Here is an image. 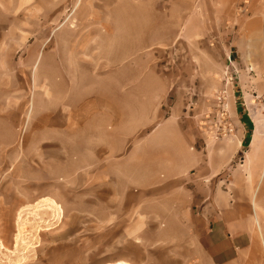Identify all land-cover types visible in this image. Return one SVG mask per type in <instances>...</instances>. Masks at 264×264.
Here are the masks:
<instances>
[{
  "label": "rangeland",
  "instance_id": "374dc122",
  "mask_svg": "<svg viewBox=\"0 0 264 264\" xmlns=\"http://www.w3.org/2000/svg\"><path fill=\"white\" fill-rule=\"evenodd\" d=\"M0 1L6 12L3 21L18 18L19 30L32 34L34 42L48 38L42 42L44 67L36 65L40 45L29 57L25 46L17 55L0 56V264L142 260L136 245L106 247L110 235L89 215L94 193L74 177L73 164L64 165L59 151L57 127L63 120L58 104L70 96L87 106L96 82L105 76L114 84L126 83L122 123L130 146L172 111L185 113L193 120L188 128L200 129L209 146L217 142L225 146L226 164L235 153L223 174L226 186L236 185L234 199L242 205L254 199L264 208V42L240 62L231 29L225 27H231L229 12L207 9V22L186 30L184 8H155L154 1ZM186 31L205 33L207 39H180ZM112 96L114 104L117 99L120 103L119 89L114 87ZM244 114L251 127L242 121ZM250 115L260 118L263 136L252 177L245 167L244 146L246 137L253 135ZM83 119L87 124L88 118ZM117 123L120 119H114L113 127ZM245 130L243 146L236 152L232 141ZM68 139L73 150V137ZM89 140L84 132L75 151ZM233 169L238 174L233 176ZM64 177L76 180V185L65 183ZM51 200L61 212L48 207Z\"/></svg>",
  "mask_w": 264,
  "mask_h": 264
},
{
  "label": "crops",
  "instance_id": "0c3cea01",
  "mask_svg": "<svg viewBox=\"0 0 264 264\" xmlns=\"http://www.w3.org/2000/svg\"><path fill=\"white\" fill-rule=\"evenodd\" d=\"M152 1L155 8H184L186 30L194 23L204 25L207 9L229 12L231 27H225L231 29L240 62L264 42V0H145V4ZM4 13L0 1V56L17 55L25 46L29 57L40 45L36 65L44 67L42 42L48 38L41 36L34 42L32 34L19 30L18 18L3 21ZM180 39L207 37L186 31ZM107 78L96 82L87 106L65 96L57 107L63 120L57 127L63 163H72L74 177L94 193L89 215L110 235L106 247L136 245L142 253L136 264H264V208L254 199L240 204L232 195L236 185L226 186L223 178L235 153L226 164L225 146L219 142L209 146L200 129L188 128L193 120L175 111L130 146L122 123L123 105L128 103L122 97L126 83L114 84ZM114 87L120 90V103L113 102ZM83 117L88 118L87 124L82 123ZM114 119H120L115 127ZM84 132L89 134V144L75 151ZM245 133L233 144L234 151L243 146ZM66 136L73 137V150ZM233 171V176L238 174ZM63 181L77 183L69 177Z\"/></svg>",
  "mask_w": 264,
  "mask_h": 264
},
{
  "label": "bare ground",
  "instance_id": "6f19581e",
  "mask_svg": "<svg viewBox=\"0 0 264 264\" xmlns=\"http://www.w3.org/2000/svg\"><path fill=\"white\" fill-rule=\"evenodd\" d=\"M251 120L254 123V129H253V136H252V140L248 145V151H247V155H246V170L248 171V173L250 174V176L252 177V167L254 165V163L258 160L263 146H262V122L260 120V118L256 115H250ZM236 142H238V140H233L232 144H237ZM48 207L53 210L54 212H61V207L55 203L53 200L50 201V204H48ZM116 264H127L124 262H118Z\"/></svg>",
  "mask_w": 264,
  "mask_h": 264
},
{
  "label": "trees",
  "instance_id": "16d2710c",
  "mask_svg": "<svg viewBox=\"0 0 264 264\" xmlns=\"http://www.w3.org/2000/svg\"><path fill=\"white\" fill-rule=\"evenodd\" d=\"M243 112V109H242V106H241V103L238 102V113H242ZM242 121L247 124L251 127L252 126V122L250 121L249 117L247 115H243L242 116ZM250 135H248L245 139V142H244V146H248L249 145V141H250Z\"/></svg>",
  "mask_w": 264,
  "mask_h": 264
}]
</instances>
